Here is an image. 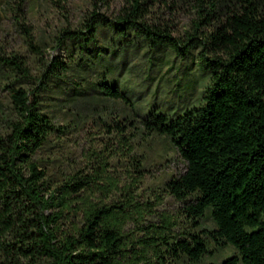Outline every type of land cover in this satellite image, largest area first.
Instances as JSON below:
<instances>
[{"label": "trees", "instance_id": "1", "mask_svg": "<svg viewBox=\"0 0 264 264\" xmlns=\"http://www.w3.org/2000/svg\"><path fill=\"white\" fill-rule=\"evenodd\" d=\"M187 6L195 18L175 33L173 18ZM67 35L79 45L75 56L49 60L37 90L17 86L29 70L0 49V67L13 75L4 85L10 114L0 134V264H201L211 245L235 250L218 264H264V0H126L111 18L94 9ZM112 35L171 49L210 73L201 104L173 118L156 110L143 116L115 85L90 87L130 110L126 124L114 125L125 133L128 156L141 133L164 136L181 157L184 171L164 186L190 224L179 235L167 215L159 225L143 223L150 211L136 198L144 175L138 160L119 185L106 162L58 179L37 159L65 134L43 110L45 84L74 65H102L97 56ZM207 214L210 229L200 225ZM130 223L137 230L126 229Z\"/></svg>", "mask_w": 264, "mask_h": 264}, {"label": "rangeland", "instance_id": "2", "mask_svg": "<svg viewBox=\"0 0 264 264\" xmlns=\"http://www.w3.org/2000/svg\"><path fill=\"white\" fill-rule=\"evenodd\" d=\"M124 5L126 0H0L1 52L6 57H18L30 75L29 80L21 78L17 86L37 90L38 78L49 60L58 57L59 61L67 63L72 54L75 56L79 45L69 39L67 32L81 29V23L94 9L111 18ZM194 18L191 6L180 8L173 18L174 32L181 34L189 29ZM30 42L40 52L30 47ZM102 46L97 56L102 65L95 63L85 69L74 65L59 82L45 84L51 91L40 93L43 110L52 117L57 128L65 127V134L61 140H52L43 148L37 159L42 168L47 167L58 179L106 162V173L119 180V185L129 182L127 171L133 169L134 159L138 160L144 175L136 198L150 211L143 223L159 225L162 216L167 215L176 224L174 234L179 235L190 224L181 212L182 204L167 194L164 186L172 176L184 171L181 157L164 136L141 133L132 138L133 149L128 156L124 144L120 143L125 133L120 134L114 125L116 122L126 124L124 119L131 118L130 110L120 101L104 99L91 92L90 87L99 81L115 85L132 99L135 109L143 116L156 110L173 118L201 104L210 73L192 59L176 56L171 49L149 47L139 41L126 43L119 35H112ZM192 58L195 60V56ZM12 80L10 69L0 67V134L5 132L4 119L10 114L4 85ZM74 89H84L81 90L84 94L75 95ZM200 222L202 228L213 227L208 214ZM126 229L135 228L130 223ZM209 249L212 254L201 264H218L235 252L229 246L215 248L211 245Z\"/></svg>", "mask_w": 264, "mask_h": 264}]
</instances>
